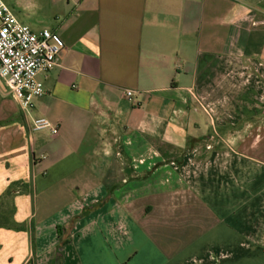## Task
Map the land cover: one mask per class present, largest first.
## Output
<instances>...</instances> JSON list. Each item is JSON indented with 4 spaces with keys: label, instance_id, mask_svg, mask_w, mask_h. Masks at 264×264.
<instances>
[{
    "label": "crops",
    "instance_id": "crops-1",
    "mask_svg": "<svg viewBox=\"0 0 264 264\" xmlns=\"http://www.w3.org/2000/svg\"><path fill=\"white\" fill-rule=\"evenodd\" d=\"M5 1L64 48L0 86V264H264V0Z\"/></svg>",
    "mask_w": 264,
    "mask_h": 264
},
{
    "label": "built area",
    "instance_id": "built-area-1",
    "mask_svg": "<svg viewBox=\"0 0 264 264\" xmlns=\"http://www.w3.org/2000/svg\"><path fill=\"white\" fill-rule=\"evenodd\" d=\"M253 24L264 26V20ZM63 48L56 35L49 30L35 33L16 17L5 0H0V78L22 111L29 112L34 101L44 96V83L39 75L59 66ZM125 94L133 97L129 90ZM32 129L59 134L58 127L46 118L35 119Z\"/></svg>",
    "mask_w": 264,
    "mask_h": 264
},
{
    "label": "trees",
    "instance_id": "trees-1",
    "mask_svg": "<svg viewBox=\"0 0 264 264\" xmlns=\"http://www.w3.org/2000/svg\"><path fill=\"white\" fill-rule=\"evenodd\" d=\"M167 146L168 151L172 149L169 145ZM163 146V147H164ZM164 153V150L161 148ZM166 159H171L170 155H165ZM33 191L32 183L24 182H13L5 193L0 196V230L2 229H11L24 231L26 230V224H18L15 220L16 206L14 198L19 194H29Z\"/></svg>",
    "mask_w": 264,
    "mask_h": 264
},
{
    "label": "rangeland",
    "instance_id": "rangeland-1",
    "mask_svg": "<svg viewBox=\"0 0 264 264\" xmlns=\"http://www.w3.org/2000/svg\"><path fill=\"white\" fill-rule=\"evenodd\" d=\"M5 81L4 79L0 78V86L3 87L5 89ZM61 250V249H59ZM75 256H74V251L71 250V257H66V259L64 260L66 263L64 264H77V262L75 263L74 260H75ZM63 263V259L59 258V257H55V263L54 264H57V263Z\"/></svg>",
    "mask_w": 264,
    "mask_h": 264
}]
</instances>
